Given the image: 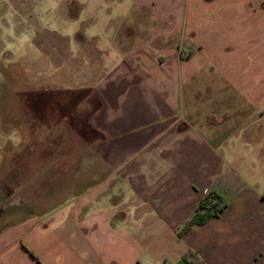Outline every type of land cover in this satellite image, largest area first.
Segmentation results:
<instances>
[{
    "label": "crops",
    "instance_id": "0c3cea01",
    "mask_svg": "<svg viewBox=\"0 0 264 264\" xmlns=\"http://www.w3.org/2000/svg\"><path fill=\"white\" fill-rule=\"evenodd\" d=\"M31 37L43 58L18 60L73 86L13 131L0 264H264V0H0V56ZM210 191L224 206L179 235Z\"/></svg>",
    "mask_w": 264,
    "mask_h": 264
},
{
    "label": "rangeland",
    "instance_id": "374dc122",
    "mask_svg": "<svg viewBox=\"0 0 264 264\" xmlns=\"http://www.w3.org/2000/svg\"><path fill=\"white\" fill-rule=\"evenodd\" d=\"M67 40V38H64V41ZM15 41L16 43L21 42V44L26 42V44L21 49L16 48V53L13 55L15 57L14 60L6 62L3 59L6 54L0 56V178L6 175H22V167H14L12 162L22 161L21 158L26 152V143L13 146V137L15 136V130L20 128L25 133L24 137L26 140L24 142H27L28 134L33 132L35 124L31 118L30 107L34 103L35 91L37 93L40 91L42 96L45 97L44 109L51 111V115L52 111H55L52 116H49L50 120H55L56 111L58 112V107L61 105L60 95H70L72 93L70 88L73 86L70 71L68 70L69 64L67 63L56 69L54 64L49 61L51 65L47 69L39 70L35 68L37 64H25L23 60H18L24 55L17 52L28 50L31 51L29 57L33 61L40 57L43 58V55L39 54V48L36 46L37 37L23 40L15 39ZM57 57L59 58L60 55H57ZM28 97H30L29 100ZM69 152L70 155H66ZM55 156H59L58 159H55ZM75 157L76 151H70V148L67 147H60L48 153V155L43 157L42 161H72ZM6 211L4 210L3 213H0V221L4 216L17 218L24 213L15 211V214H6L10 210Z\"/></svg>",
    "mask_w": 264,
    "mask_h": 264
},
{
    "label": "trees",
    "instance_id": "16d2710c",
    "mask_svg": "<svg viewBox=\"0 0 264 264\" xmlns=\"http://www.w3.org/2000/svg\"><path fill=\"white\" fill-rule=\"evenodd\" d=\"M224 204L225 203L215 191L208 192L201 198L195 211L178 229V234L181 235L185 229L193 224H201L205 222L210 216L217 214ZM183 257L190 264H198L200 262V258L192 249L186 250Z\"/></svg>",
    "mask_w": 264,
    "mask_h": 264
}]
</instances>
